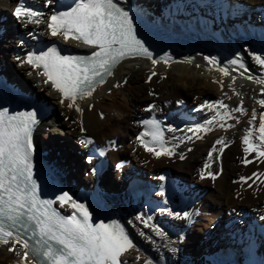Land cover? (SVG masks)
Returning a JSON list of instances; mask_svg holds the SVG:
<instances>
[{
  "label": "bare ground",
  "instance_id": "bare-ground-1",
  "mask_svg": "<svg viewBox=\"0 0 264 264\" xmlns=\"http://www.w3.org/2000/svg\"><path fill=\"white\" fill-rule=\"evenodd\" d=\"M152 1L116 0L159 28L195 36L201 42L199 51L179 48L173 59L156 60L155 65L147 57H126L94 85L91 95L78 96L69 108L73 101L63 98L61 103V94L43 68L23 61L29 53L53 46L74 54L94 50L71 37H52L48 29L57 6L76 0H26L42 13L39 24L16 17L19 0H0V74L23 88L46 113L33 130L32 142L72 198L86 189L126 229L134 247L120 257L121 264H264V175H259L264 173V157L255 152L246 156L242 140L251 129L253 142H259L264 116L259 103L264 100V84L256 82L264 79V67L252 59V54L264 57V0ZM237 58L243 68L230 63ZM153 71L156 75L149 81ZM238 108L242 111H234ZM218 111L230 116L222 120ZM183 113L193 122L183 121ZM153 116L162 123L164 147L174 148L171 156L157 157L161 148L148 146L154 151H147L138 139L146 132L143 121ZM208 121L211 130L188 131ZM221 137L224 144H216ZM82 138L92 143H81ZM143 139L146 142L149 135ZM213 145L217 151L209 159ZM245 159L251 163H242ZM99 160L104 162L102 170ZM107 160L121 165V171L107 167ZM58 206L66 214L71 211L70 204ZM138 215L148 220L147 226L136 219ZM192 230L204 235L191 234ZM14 243H0V264H47L35 244L26 249L16 243L14 251H8ZM191 249L197 258L187 261L183 250Z\"/></svg>",
  "mask_w": 264,
  "mask_h": 264
},
{
  "label": "snow or ice",
  "instance_id": "snow-or-ice-1",
  "mask_svg": "<svg viewBox=\"0 0 264 264\" xmlns=\"http://www.w3.org/2000/svg\"><path fill=\"white\" fill-rule=\"evenodd\" d=\"M15 15L18 19L26 17L31 23H41L42 13L27 6L26 0H19ZM47 26L52 37L60 36L64 41L71 37L94 49L90 56H69L61 55L57 47L53 46L39 54L29 53L23 61L33 68H43V75L61 94V103L64 102L63 98L73 101L72 104H68L69 108L74 106L78 96L83 98L85 95H91L98 78L102 83L104 76L110 75L113 66L125 57L152 58V53L144 41L137 37L132 17L116 0H76L74 6L68 10L53 14ZM252 59L264 67V57L252 54ZM167 60L168 57L165 56V62ZM211 62L215 63V60ZM152 63L155 65L157 61L153 59ZM230 63L244 67L239 58ZM221 71H224L225 75L228 74L224 69ZM155 75L153 71L148 80ZM256 82L264 84V79H258ZM261 91L264 92V89ZM259 103L264 105V100H260ZM217 104L224 109L228 107L223 101H217ZM76 110L81 111L78 106ZM217 116L223 120L229 117L230 113L225 111L221 114L218 111ZM37 123L35 111L10 115L7 109L0 110V243L8 244L10 240H14L13 247L8 249L10 252L14 251L16 243L27 249L29 240L20 235V232L24 231L35 241L34 250L47 261V264H121L120 257L134 247L121 224L116 221L93 224L87 207L74 200L68 192L56 197L61 205L70 204L74 210L66 217L52 208V200L40 199L38 185L32 173V156L35 151L32 130ZM143 124L146 126V132H141L138 139L146 150L154 151L143 139L145 135L150 134L152 140L159 143L161 148L155 155L171 156L174 148L170 150L164 147L159 122L153 119L145 120ZM211 125L212 121H208L207 125H196L194 129L190 128L188 131L199 133L211 130ZM220 127L225 125L220 124ZM201 138L199 135L196 136V139ZM256 139L258 143L253 142L251 129L246 131L242 138L246 156L250 152H255L258 158L264 157V116L260 118L259 136ZM81 143L91 144L92 140L82 138ZM216 144L223 145L224 137L219 138ZM215 151L217 149L213 145L208 154L209 159ZM219 151L222 152L223 148ZM180 158L184 159L183 154ZM241 162L251 163L247 159ZM209 167L210 165L206 163L205 168ZM208 175L215 179L210 171ZM256 175L257 173H253V176ZM201 178H204L203 172ZM249 179L251 177H240V180L245 182ZM187 215L184 214L185 217ZM136 219L148 225V220L141 216L138 215ZM153 230L158 235L161 234L158 229ZM27 255L25 253V257Z\"/></svg>",
  "mask_w": 264,
  "mask_h": 264
},
{
  "label": "rangeland",
  "instance_id": "rangeland-1",
  "mask_svg": "<svg viewBox=\"0 0 264 264\" xmlns=\"http://www.w3.org/2000/svg\"><path fill=\"white\" fill-rule=\"evenodd\" d=\"M143 1H145V0H142V2ZM156 1H159V0H153L152 2H156ZM148 2H150V1H148ZM23 91H25L23 88H21ZM26 92V91H25ZM54 108H55V110H54V112H56L57 111V105H54ZM51 111V110H50ZM51 113V112H50ZM103 113V114H102ZM100 115H101V117L102 118H104V115H105V112H101L100 113ZM103 115V116H102ZM58 128H61V130H63L62 129V127H59V126H57ZM52 129H53V127H52ZM136 161H139L140 160V158H137V159H135ZM108 165H109V168L111 169V170H116V171H121V170H118V169H121V165H119L118 167H117V165H115L113 162H109V160H107V167H108ZM121 166V167H120ZM171 168H173V167H171ZM211 173H213V171H210ZM81 174H79V173H77V176H80ZM86 188H88V187H86ZM89 189V188H88ZM84 191H86V189H84ZM115 191V190H114ZM95 197V196H94ZM103 206V205H102ZM104 207V206H103ZM204 230V229H203ZM237 232H239L240 234L241 233H243V231L240 229H237L236 230ZM192 233L191 234H197V236H202V235H204L203 233H201V232H199V230H192L191 231ZM184 252H183V254H184V256H185V260H187V261H193V260H195L196 258H197V254H195L194 253V250H183ZM156 262H161V261H156ZM210 261H208V264H213V263H209ZM227 264H236V262L234 261V262H232V263H227Z\"/></svg>",
  "mask_w": 264,
  "mask_h": 264
},
{
  "label": "water",
  "instance_id": "water-1",
  "mask_svg": "<svg viewBox=\"0 0 264 264\" xmlns=\"http://www.w3.org/2000/svg\"><path fill=\"white\" fill-rule=\"evenodd\" d=\"M43 158L46 160L47 158L45 156H43Z\"/></svg>",
  "mask_w": 264,
  "mask_h": 264
}]
</instances>
